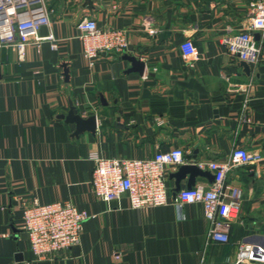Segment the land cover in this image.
<instances>
[{
    "label": "crops",
    "instance_id": "crops-1",
    "mask_svg": "<svg viewBox=\"0 0 264 264\" xmlns=\"http://www.w3.org/2000/svg\"><path fill=\"white\" fill-rule=\"evenodd\" d=\"M46 1L51 23L24 57L0 47V264H229L242 244L264 246V160L227 175L242 190L228 242L210 238L202 204L172 203L177 185H190L191 174L175 177L182 166L226 161L236 148L264 157V37L255 31L262 56L248 71L222 43L250 28L255 0ZM86 18L127 31V52L91 66L77 29ZM71 107L96 116L93 133H77ZM174 148L186 163L169 170L168 205L132 209L92 191L95 157L149 159ZM212 182L198 175L192 187ZM24 201L88 213L80 242L37 259L22 229Z\"/></svg>",
    "mask_w": 264,
    "mask_h": 264
},
{
    "label": "built area",
    "instance_id": "built-area-1",
    "mask_svg": "<svg viewBox=\"0 0 264 264\" xmlns=\"http://www.w3.org/2000/svg\"><path fill=\"white\" fill-rule=\"evenodd\" d=\"M51 10L46 0H0V47L15 48L20 57L42 26L50 25ZM251 25L248 30L229 34L222 43L234 57L250 65L261 60L262 48L255 37L261 31L264 37V0L251 4ZM79 38L83 42V55L93 66L101 54H124L129 48L128 33L123 29H102L94 19L86 18L77 24ZM155 33V30L152 31ZM42 39L36 38L39 42ZM264 157L257 151L236 148L226 161L199 163L200 168H208L214 181L179 191L173 204H202L212 228L210 238L228 242L233 221L238 219L242 207V190L227 181L228 173L237 166L258 163ZM186 163L185 151L174 148L158 152L149 159H116L95 157V167L91 179L94 194L102 201L120 202L126 198L132 209H149L168 205V175L172 167ZM22 229L27 233L31 249L37 259L51 257L77 245L84 231V224L90 215L79 210L71 202H51L40 204L22 203ZM245 261L264 263V246L242 244L237 260L229 264Z\"/></svg>",
    "mask_w": 264,
    "mask_h": 264
},
{
    "label": "water",
    "instance_id": "water-1",
    "mask_svg": "<svg viewBox=\"0 0 264 264\" xmlns=\"http://www.w3.org/2000/svg\"><path fill=\"white\" fill-rule=\"evenodd\" d=\"M256 39H258V35H255ZM124 59L130 61L133 64V70L138 71L139 73H143L145 70V64L143 62H140L136 57L133 56H125ZM242 65L247 69H249V65L246 62H243ZM66 76H67V69ZM67 120L70 122H74L78 126L77 133L80 134L85 130H89L90 132H94L97 128V118L96 116H91L88 119H83L79 113L78 110L75 107H71L70 113L67 117ZM191 174L190 179V185L189 188H192L194 185V178L198 175L206 176L211 181H214V175L210 174L208 171H204L200 169L197 165H184L180 168L178 173L175 174V177L180 180L184 178L186 174ZM181 187L178 184L177 185V192L180 191Z\"/></svg>",
    "mask_w": 264,
    "mask_h": 264
}]
</instances>
